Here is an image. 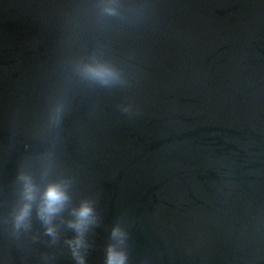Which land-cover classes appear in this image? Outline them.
<instances>
[{
	"label": "water",
	"instance_id": "obj_1",
	"mask_svg": "<svg viewBox=\"0 0 264 264\" xmlns=\"http://www.w3.org/2000/svg\"><path fill=\"white\" fill-rule=\"evenodd\" d=\"M106 2L0 0V264H78L68 210L15 227L46 164L95 209L86 264L117 226L128 264H264V0ZM93 59L124 83L82 79Z\"/></svg>",
	"mask_w": 264,
	"mask_h": 264
},
{
	"label": "clouds",
	"instance_id": "obj_2",
	"mask_svg": "<svg viewBox=\"0 0 264 264\" xmlns=\"http://www.w3.org/2000/svg\"><path fill=\"white\" fill-rule=\"evenodd\" d=\"M103 13L107 16L119 15L116 0H107ZM76 71L82 79L102 86L108 87L124 83L123 76L117 68L99 59L78 64ZM123 110L129 111L130 109L125 106ZM62 112L63 105L61 104L56 107L53 113V123L60 120ZM50 171L51 167L47 164L42 169L41 178L47 181L43 187L37 183L31 173H20L18 177L20 203L14 216L15 227L17 229L28 227L35 207L37 216L47 225V234L56 237L58 232L55 220L61 213L68 210L71 218L66 223L68 228L75 231L76 235L67 243L78 264H86L83 254V250L87 247L85 235L90 226L96 223L95 209L89 201H83L78 206L69 208L71 201L69 182L65 179L47 180ZM126 236L127 234L119 226L113 228L114 243L107 248L105 264H128V256L123 247Z\"/></svg>",
	"mask_w": 264,
	"mask_h": 264
}]
</instances>
